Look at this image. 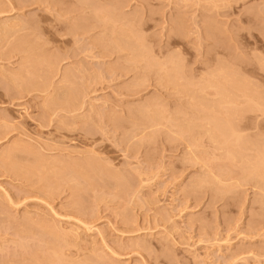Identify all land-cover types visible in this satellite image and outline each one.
Masks as SVG:
<instances>
[{"label":"rangeland","instance_id":"rangeland-1","mask_svg":"<svg viewBox=\"0 0 264 264\" xmlns=\"http://www.w3.org/2000/svg\"><path fill=\"white\" fill-rule=\"evenodd\" d=\"M263 164L264 0H0V264H264Z\"/></svg>","mask_w":264,"mask_h":264},{"label":"bare ground","instance_id":"bare-ground-1","mask_svg":"<svg viewBox=\"0 0 264 264\" xmlns=\"http://www.w3.org/2000/svg\"><path fill=\"white\" fill-rule=\"evenodd\" d=\"M216 87H219V86L216 85ZM217 89H218V88H217ZM218 93L222 94V91H220V92H218ZM220 94H219V95H220ZM225 94H226V93L224 92V93H223V96H225ZM221 96H222V95H221ZM206 120H207V119H206ZM206 131H207V130H206ZM208 132H209V131H208ZM209 134H210V132H209ZM211 134H212V133H211ZM233 135H234V134H233ZM211 136H212V135H211ZM238 136H239V135H238ZM212 138H214V137H212ZM215 139H216V138H215ZM215 139H214V140H215ZM238 140H239V139H238ZM263 165H264V164H263ZM33 167H34V166H33ZM257 167H258V166H257ZM257 167H256V170H254V171H257V169H258ZM28 168H29V167H28ZM30 168H31V167H30ZM253 169H255V166L253 167ZM68 170H69V169H68ZM27 171H28V170H27ZM250 172H251V171H250ZM257 173H258V171H257ZM255 174H256V173H255ZM255 174H254V176H255ZM262 174H263V172H262ZM261 176H263V175H261ZM263 177H264V176H263ZM262 179H263V178H262ZM262 179H261V180H262ZM49 251H50V250H49Z\"/></svg>","mask_w":264,"mask_h":264}]
</instances>
